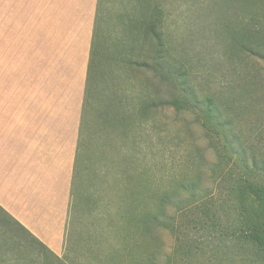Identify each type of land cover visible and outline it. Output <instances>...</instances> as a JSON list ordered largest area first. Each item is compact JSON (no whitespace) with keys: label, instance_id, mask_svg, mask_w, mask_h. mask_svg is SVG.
Segmentation results:
<instances>
[{"label":"rangeland","instance_id":"1","mask_svg":"<svg viewBox=\"0 0 264 264\" xmlns=\"http://www.w3.org/2000/svg\"><path fill=\"white\" fill-rule=\"evenodd\" d=\"M93 2L88 160L63 252H44L0 223V264H264L240 234L238 194L247 183L264 188V65L228 32L249 11L262 14L264 0H0L1 53L14 56L21 83L28 32L34 44L43 7L75 12ZM151 24L158 37L144 29ZM157 39L165 45L159 66ZM178 70L200 98L212 97L233 148L218 147L203 114L142 110L175 96Z\"/></svg>","mask_w":264,"mask_h":264},{"label":"crops","instance_id":"2","mask_svg":"<svg viewBox=\"0 0 264 264\" xmlns=\"http://www.w3.org/2000/svg\"><path fill=\"white\" fill-rule=\"evenodd\" d=\"M95 8L43 7L34 44L28 32L23 83L14 56L0 49V223L56 256L88 160L83 109Z\"/></svg>","mask_w":264,"mask_h":264},{"label":"trees","instance_id":"3","mask_svg":"<svg viewBox=\"0 0 264 264\" xmlns=\"http://www.w3.org/2000/svg\"><path fill=\"white\" fill-rule=\"evenodd\" d=\"M98 17L95 18L94 33L92 36V46L90 51V67L87 81L86 94L88 90V83L91 79V69L95 63L93 54V43L97 39L96 24ZM238 23L234 27H230L228 32L231 38L235 41L237 49L241 53L253 56L262 61L264 65V12L262 14L255 13V11H249L241 17ZM146 32H151L158 37V34L154 32V26L147 25L144 28ZM156 50L153 53V62L155 66H159L156 61L160 58L164 50V43L156 40ZM157 59V60H156ZM177 76L176 81L177 91L174 97L166 102L156 103L155 98L147 100L142 104V110L148 112L149 110H156L161 107H170L175 111H189L194 114L205 116L211 120L214 128H217L222 143L218 146L223 148L227 145L233 148V143L230 141L232 133L229 131V123L221 121L218 106L215 105L211 96L199 97L197 91L192 87L186 78L184 71L178 70L174 78ZM85 104V101H84ZM217 147V148H218ZM227 148V147H226ZM239 204L241 208V228L240 234L242 238L255 249L264 255V188L253 184L247 183L243 187L238 189ZM166 202L165 200H163ZM252 213L251 208H254ZM23 233V232H22ZM34 240V239H33ZM35 241V240H34ZM38 243V242H37ZM44 252H47L53 256L42 244L38 243Z\"/></svg>","mask_w":264,"mask_h":264}]
</instances>
